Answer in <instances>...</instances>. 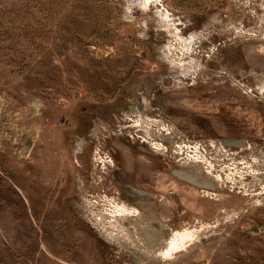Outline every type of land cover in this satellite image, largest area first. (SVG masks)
Returning a JSON list of instances; mask_svg holds the SVG:
<instances>
[{
    "label": "rangeland",
    "instance_id": "obj_1",
    "mask_svg": "<svg viewBox=\"0 0 264 264\" xmlns=\"http://www.w3.org/2000/svg\"><path fill=\"white\" fill-rule=\"evenodd\" d=\"M0 264H264V0H0Z\"/></svg>",
    "mask_w": 264,
    "mask_h": 264
},
{
    "label": "water",
    "instance_id": "obj_2",
    "mask_svg": "<svg viewBox=\"0 0 264 264\" xmlns=\"http://www.w3.org/2000/svg\"><path fill=\"white\" fill-rule=\"evenodd\" d=\"M184 177H185L186 179H189L190 181L196 183V184H201V183L197 182L195 179H193L192 177H189V176H187V175H184Z\"/></svg>",
    "mask_w": 264,
    "mask_h": 264
}]
</instances>
